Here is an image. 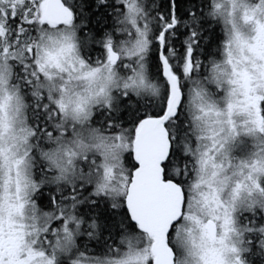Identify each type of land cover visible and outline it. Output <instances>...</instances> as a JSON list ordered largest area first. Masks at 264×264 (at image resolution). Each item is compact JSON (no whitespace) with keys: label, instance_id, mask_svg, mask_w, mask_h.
<instances>
[{"label":"snow or ice","instance_id":"obj_1","mask_svg":"<svg viewBox=\"0 0 264 264\" xmlns=\"http://www.w3.org/2000/svg\"><path fill=\"white\" fill-rule=\"evenodd\" d=\"M0 264H264V0H0Z\"/></svg>","mask_w":264,"mask_h":264},{"label":"trees","instance_id":"obj_2","mask_svg":"<svg viewBox=\"0 0 264 264\" xmlns=\"http://www.w3.org/2000/svg\"><path fill=\"white\" fill-rule=\"evenodd\" d=\"M216 31H217V33H219V31H220L219 27H217Z\"/></svg>","mask_w":264,"mask_h":264}]
</instances>
